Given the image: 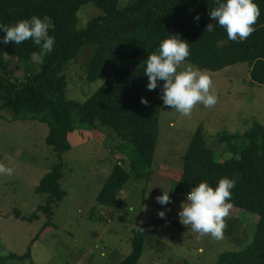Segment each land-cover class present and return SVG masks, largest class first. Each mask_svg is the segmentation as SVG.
Segmentation results:
<instances>
[{
	"label": "trees",
	"instance_id": "trees-1",
	"mask_svg": "<svg viewBox=\"0 0 264 264\" xmlns=\"http://www.w3.org/2000/svg\"><path fill=\"white\" fill-rule=\"evenodd\" d=\"M119 2L0 0V24L11 26L33 15L47 18L51 22L48 34L56 41L53 50L46 54L31 39L20 45L0 44V112L7 110L14 119L33 118L46 124L49 127L46 142L57 154V162L37 187L38 193L49 196L47 203L38 209L49 221L54 207L67 196L61 184L63 156L71 150L69 137L78 129L102 135L112 133L117 150L131 160L130 170L123 164L114 167L97 196L99 205L116 207L119 193L132 179L141 181L155 174L163 101L159 98L160 87L152 91L146 88L148 79L143 75V61L169 34H179L190 44V56L185 62L210 72L247 64L250 71L254 68L250 82L264 85V0H254L261 14L253 25V33L241 43L228 40L227 33L218 25L213 32L205 31L213 23L209 12L216 6L215 0H133L122 9ZM88 4L104 14L90 20L84 29H78V14ZM197 15L198 22L194 20ZM4 35L0 32V40ZM87 45L95 47L88 64V80L105 78L106 82L81 104L67 99L64 70ZM5 52L16 58L18 70L24 67L21 77H15L4 65ZM141 98L147 99L148 104H142ZM76 111L81 116L78 127L74 120ZM218 140L225 145L224 161L218 159L217 152L208 144L203 127L198 128L183 157L181 177L175 179L172 191L186 195L202 181L215 188L221 178L236 179L229 213L244 211L254 215L255 239L244 250L222 253L218 264H264V127L255 124L242 135L224 132ZM13 215L29 223L39 218L38 213L22 217L18 210ZM90 218L95 219V214L91 213ZM132 233V251L120 264H142L149 225L139 226ZM31 257V251L12 254L0 257V264Z\"/></svg>",
	"mask_w": 264,
	"mask_h": 264
},
{
	"label": "rangeland",
	"instance_id": "rangeland-1",
	"mask_svg": "<svg viewBox=\"0 0 264 264\" xmlns=\"http://www.w3.org/2000/svg\"><path fill=\"white\" fill-rule=\"evenodd\" d=\"M131 1L120 0L119 7L125 8ZM102 14L93 4L84 6L78 14V29ZM94 51V45L84 46L65 68L68 100L83 104L105 84V78L88 80ZM188 64L197 67L184 62L178 71ZM4 65L17 78L24 74V67L18 70L14 57H8ZM206 73L218 95L217 104L211 108L197 104L188 117L163 105L155 174L141 181L132 179L119 193L116 207L99 205L97 196L114 167L123 164L130 170L131 160L117 150V140L110 132L103 134L104 139L93 131L72 133L71 150L63 156L61 181L67 196L54 207L50 221L38 212L49 196L37 192L40 181L57 162V154L46 142L49 127L33 118L14 119L7 110L0 112V163L13 169L11 176L0 174V257L31 251V259L7 264H120L132 251L133 229L143 225H149V235L142 264H218L222 253L248 248L257 229L252 214L229 213L221 239L200 236L179 222L178 212L186 195L173 193L172 186L181 177L183 157L198 128L203 127L208 144L224 161L225 145L218 140L221 133L242 135L255 124L264 127V85L250 82L247 64ZM80 118L76 111V127ZM163 191L169 192L170 204L157 202ZM15 210L22 217L38 213L39 218L29 223L15 218ZM160 211L166 213L164 218L159 217ZM91 213L95 219L90 218ZM49 223L52 225L47 227Z\"/></svg>",
	"mask_w": 264,
	"mask_h": 264
},
{
	"label": "clouds",
	"instance_id": "clouds-1",
	"mask_svg": "<svg viewBox=\"0 0 264 264\" xmlns=\"http://www.w3.org/2000/svg\"><path fill=\"white\" fill-rule=\"evenodd\" d=\"M215 4L209 12L213 23H209L205 31L213 32L218 25L227 33L228 40L236 43L245 41L253 33V25L261 14L254 0H215ZM199 19L198 15L194 17L197 22ZM46 21L47 18L41 19L33 15L11 26L0 24V32L5 33L0 44L14 42L15 45H20L31 39L35 45L40 46L43 53H50L56 41L54 36L48 34L50 24ZM189 45L179 34H169L160 42L158 49L143 61V75L148 79L146 88L152 91L160 87L159 98L163 105L184 117L190 116L197 104L211 108L218 102L213 81L205 70L188 64L184 70L178 71L180 65L190 56ZM7 58L8 54L5 52L4 59ZM161 81L164 82L162 85ZM141 103L147 105L148 101L141 98ZM0 174L11 176L13 169L0 163ZM235 185L236 179L224 177L215 188L207 181L191 187L178 212L179 222L185 227L190 226L200 236L210 235L221 239L226 227L224 218L233 207L230 201L231 190ZM156 200L160 205L172 202L169 192L165 191ZM158 215L164 218L166 213L160 211Z\"/></svg>",
	"mask_w": 264,
	"mask_h": 264
},
{
	"label": "water",
	"instance_id": "water-1",
	"mask_svg": "<svg viewBox=\"0 0 264 264\" xmlns=\"http://www.w3.org/2000/svg\"><path fill=\"white\" fill-rule=\"evenodd\" d=\"M253 69H254V68H252L251 71H250V80L253 79V78H252V72H253Z\"/></svg>",
	"mask_w": 264,
	"mask_h": 264
},
{
	"label": "crops",
	"instance_id": "crops-1",
	"mask_svg": "<svg viewBox=\"0 0 264 264\" xmlns=\"http://www.w3.org/2000/svg\"><path fill=\"white\" fill-rule=\"evenodd\" d=\"M101 139H104L103 135L99 136ZM69 140H70V137H69Z\"/></svg>",
	"mask_w": 264,
	"mask_h": 264
}]
</instances>
